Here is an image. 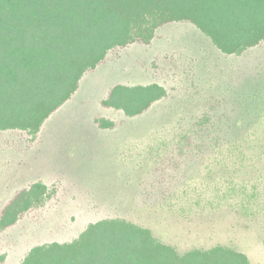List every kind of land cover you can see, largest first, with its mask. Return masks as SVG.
<instances>
[{"label":"rangeland","instance_id":"1","mask_svg":"<svg viewBox=\"0 0 264 264\" xmlns=\"http://www.w3.org/2000/svg\"><path fill=\"white\" fill-rule=\"evenodd\" d=\"M152 83L164 86L168 96L142 117L130 119L100 104L116 84ZM262 104L264 43L228 56L192 24L171 23L157 30L150 45L112 55L83 78L35 143L20 132L0 133V212L33 182L58 191L52 205L0 233V264H20L33 247L70 242L106 218L147 227L180 252L225 245L252 264H264V120H256ZM204 113L213 122L189 131ZM96 117L115 121L117 129L100 130ZM186 134L192 148L183 152ZM210 174L221 190L225 182H250L248 191L257 195L251 211L244 212L231 195L214 210L202 203L189 215L177 212L214 191L206 185ZM192 182L205 184L187 188L189 196L182 198L192 203L178 201L172 212L171 194Z\"/></svg>","mask_w":264,"mask_h":264},{"label":"trees","instance_id":"2","mask_svg":"<svg viewBox=\"0 0 264 264\" xmlns=\"http://www.w3.org/2000/svg\"><path fill=\"white\" fill-rule=\"evenodd\" d=\"M171 23L192 24L223 54L240 57L264 43V0H0V133L20 132L29 144L35 143L45 123L72 100L87 74L132 45H150L157 30ZM167 96L158 83L116 84L100 104L134 119ZM260 108L256 120L262 124ZM209 117L204 113L189 131L205 130L213 122ZM94 123L103 131L117 129V123L107 118L96 117ZM183 138L187 140L183 152H188L192 138L187 134ZM259 156H264V145ZM207 177L206 185L215 188L212 193L202 192L191 204L192 198H182L189 196L186 189L205 182L189 183L185 191L171 194L170 210L183 200L191 204L177 211L184 215L202 203L214 210L215 204L222 206L233 195L244 212L251 211L257 195L248 191L250 182H225L221 190L215 175ZM57 192L40 181L17 191L0 212V233L52 205ZM20 264L252 263L246 254L225 245L180 252L147 227L106 218L90 223L70 242L33 247Z\"/></svg>","mask_w":264,"mask_h":264}]
</instances>
